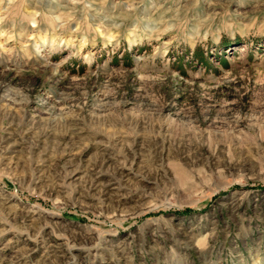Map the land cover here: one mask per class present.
<instances>
[{
	"label": "rangeland",
	"instance_id": "374dc122",
	"mask_svg": "<svg viewBox=\"0 0 264 264\" xmlns=\"http://www.w3.org/2000/svg\"><path fill=\"white\" fill-rule=\"evenodd\" d=\"M0 264H264V0H0Z\"/></svg>",
	"mask_w": 264,
	"mask_h": 264
}]
</instances>
